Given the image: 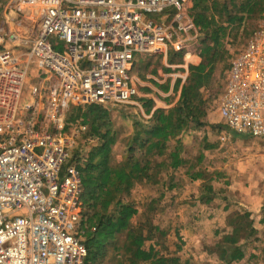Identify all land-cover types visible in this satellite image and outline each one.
Instances as JSON below:
<instances>
[{
  "label": "built area",
  "instance_id": "obj_1",
  "mask_svg": "<svg viewBox=\"0 0 264 264\" xmlns=\"http://www.w3.org/2000/svg\"><path fill=\"white\" fill-rule=\"evenodd\" d=\"M185 1L0 0V264H85L65 116L131 102L135 57L197 34ZM218 113L264 139V16L230 63Z\"/></svg>",
  "mask_w": 264,
  "mask_h": 264
},
{
  "label": "rangeland",
  "instance_id": "obj_2",
  "mask_svg": "<svg viewBox=\"0 0 264 264\" xmlns=\"http://www.w3.org/2000/svg\"><path fill=\"white\" fill-rule=\"evenodd\" d=\"M258 23L249 20L244 28L231 31L225 38L228 68L218 64L210 86L203 90L210 123L194 125L187 137H178L184 161L181 168L164 170L158 175H154L157 171L154 169L151 182L135 180L127 191H121L112 199V202L121 199L136 209L128 221V231L145 237V246L157 244L160 253L178 258L180 264H224L218 244L233 232V226L244 212L250 213L254 233L246 240L242 237L246 230L242 229L237 244L242 247L244 257L231 264H264V139L233 132L218 113L230 63L244 48ZM201 38L200 33L188 32L181 36L179 46H172L170 55L182 61L184 52L191 46L197 48L198 54ZM151 64L159 67L160 62L156 60ZM108 115L111 122L108 136L115 139L109 152L110 164L116 166L125 159L136 129L134 123L140 120L134 112H108ZM66 133L70 155L75 161L100 144L99 136L92 133L89 125L79 127L76 134L71 130ZM178 139L168 141L166 156ZM162 160L165 156H155L150 162L156 164ZM196 174L200 177L193 179ZM207 187L212 192L206 193ZM210 197V202L204 201ZM113 209V205L109 207L110 211ZM125 234L119 235V243ZM113 248L107 250L97 264H117V260L129 264V253L121 251L116 256Z\"/></svg>",
  "mask_w": 264,
  "mask_h": 264
},
{
  "label": "trees",
  "instance_id": "obj_3",
  "mask_svg": "<svg viewBox=\"0 0 264 264\" xmlns=\"http://www.w3.org/2000/svg\"><path fill=\"white\" fill-rule=\"evenodd\" d=\"M183 9L202 37L198 53L200 63L188 66V76L181 87L179 100L172 109L153 112L147 122L134 123L136 129L121 164H110L109 152L115 139L114 136H108L111 122L108 112L101 105L71 107L65 116L62 125L64 131L89 125L92 133L100 139L99 146L76 160L83 188L81 200L86 209V221L83 224L87 249L85 264H97L112 247L116 256L117 252H128L129 264H180L178 258H168L160 253L157 244L145 246V237L128 231V221L136 209L121 199L116 202H112V199L121 191H127L135 180L151 182L154 169H157L154 175H158L164 170H176L184 164L178 137L190 125L205 124L203 90L210 86L218 64L222 63L224 69L228 68L224 40L231 31L244 28L247 21L259 22L264 16V0H186ZM101 130L104 132L101 133ZM174 139H178L175 140L176 145L166 156L167 143ZM155 156H165V160L153 164L150 159ZM199 177L200 174H196L193 179ZM205 191L212 192L209 187ZM212 197L204 201L210 202ZM112 205L114 211L109 210ZM242 229L246 230L242 236L246 240L254 233L248 212L238 218L233 232L218 244L220 259L224 264L239 262L244 257L242 247L237 244ZM121 233L126 234L119 243ZM117 264L125 262L117 260Z\"/></svg>",
  "mask_w": 264,
  "mask_h": 264
},
{
  "label": "crops",
  "instance_id": "obj_4",
  "mask_svg": "<svg viewBox=\"0 0 264 264\" xmlns=\"http://www.w3.org/2000/svg\"><path fill=\"white\" fill-rule=\"evenodd\" d=\"M191 47L184 52L182 61L174 60L170 55L172 46L162 47L150 55L136 56L130 75L138 88L137 96L122 108L102 107L107 112H134L143 123L151 118L153 112L172 109L179 100L181 87L188 76V66L200 63L197 48ZM156 60L160 62L159 67L151 64ZM206 116L204 122L209 124V115ZM192 130L194 125L182 131L180 137H187Z\"/></svg>",
  "mask_w": 264,
  "mask_h": 264
}]
</instances>
